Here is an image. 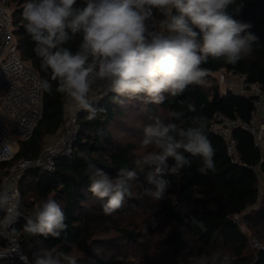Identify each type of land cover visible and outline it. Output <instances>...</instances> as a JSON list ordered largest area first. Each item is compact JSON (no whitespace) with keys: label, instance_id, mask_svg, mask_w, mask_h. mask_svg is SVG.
Returning a JSON list of instances; mask_svg holds the SVG:
<instances>
[{"label":"clouds","instance_id":"obj_1","mask_svg":"<svg viewBox=\"0 0 264 264\" xmlns=\"http://www.w3.org/2000/svg\"><path fill=\"white\" fill-rule=\"evenodd\" d=\"M242 8L237 0H26L22 26L45 74L36 77L38 89L67 97L91 121L106 114V109L94 105L110 94L116 103L126 97L161 105L169 97L182 96L190 86H203L209 74L203 65L210 58L232 65L246 58L257 37L249 31L251 24L236 20L230 12L239 14ZM77 36L80 42L73 50L67 45ZM187 108L196 111L194 103ZM183 116L170 110L168 119L155 116L144 126L140 145L145 151L133 160L135 168H121L112 177L89 163L94 170L87 191L104 201L105 215L122 208L137 188L161 201L171 187L169 177L190 169L193 157L200 158L199 174L215 171V149L206 134L205 118L194 117L192 126L185 128L180 123ZM80 156L88 160L85 152ZM137 170L144 173L143 181ZM21 207L19 192L0 182V234H6L15 251L20 248L14 225L21 218ZM24 219L23 232L33 236L60 239L68 229L55 198L41 200ZM188 219L206 230L202 220ZM21 259L29 264L27 257ZM77 259L52 246L42 249L30 264H77ZM189 261L233 264L232 256L220 250Z\"/></svg>","mask_w":264,"mask_h":264},{"label":"trees","instance_id":"obj_2","mask_svg":"<svg viewBox=\"0 0 264 264\" xmlns=\"http://www.w3.org/2000/svg\"><path fill=\"white\" fill-rule=\"evenodd\" d=\"M9 3L13 5L21 57L43 77L45 74L40 70V61L33 52L34 43L22 26V11L26 0H9ZM237 3L243 4L240 13L236 14L232 9L230 12L236 20L251 24L249 31L257 37L250 55L234 65L226 64L222 59L210 58L203 65L209 70L203 86H190L182 96L169 97L161 105L144 104L140 100H129L126 97L119 98L123 103H116L111 94L99 99L94 107H103L106 114L100 113L97 119L90 121L87 113L79 110V128L72 151L57 157L55 170L47 172L32 168L20 178L21 218L14 227L29 264L42 249L52 246L71 254L80 253L75 256L78 257L77 264H119L114 256L104 259L95 254V237L97 232L108 225L106 228H114L119 235L135 242L142 232L121 228L118 218L128 213L132 207L139 206L140 201L134 190V196L126 198L122 208L111 215H105L102 211L104 201L87 191L88 176L94 170L89 169L88 165L90 163L96 168H102L112 177L121 168H135L132 162L137 157V144L116 138L114 130L136 138L143 131L134 123L144 121L146 125L155 116L168 119L170 110L184 114L180 123L185 128L192 126L194 117L205 118L206 134L215 149V171H209L207 175L199 174L197 167L201 163L200 158L193 157L190 169L186 167L182 169V175L169 177L172 184L164 199L157 202L142 196L145 203H153L150 210L155 216L154 223H162L167 228L164 243L170 255L160 263L190 264L187 250L189 242L195 247V254L201 255L211 253V247L221 241L233 249V264H264V245L259 241L263 248H253L248 235L234 219L235 215L254 207L250 214L245 215L244 223L247 228L261 232L264 230V183L261 189L259 176L254 170L258 167L264 179V163L259 162L260 154L254 146L252 136L242 128L234 133L241 157L239 164L230 160L224 141L210 131L211 120L217 112L233 120L248 122L252 111L249 97L236 94L230 89L226 93L220 90L215 73L225 70L244 77L248 82L259 83L264 90V0H237ZM79 42L80 37L77 36L67 46L75 50ZM65 101V96L55 90L51 95L43 92V115L33 138L20 142V149L14 160L0 163V170L19 159H35L41 154L46 138L58 134L66 123ZM189 103L195 104V112L188 110ZM81 152L87 154V161L80 156ZM137 171L139 179L143 181L144 173ZM2 179L3 176L0 175V182ZM45 198H55L67 217L68 229L60 239L23 232L24 218L30 216ZM185 209L187 211H183ZM189 216L202 220L206 230L190 224ZM3 245L4 242L0 239V248ZM248 247L254 254H246ZM0 264L25 262L18 258H4L0 259Z\"/></svg>","mask_w":264,"mask_h":264},{"label":"built area","instance_id":"obj_3","mask_svg":"<svg viewBox=\"0 0 264 264\" xmlns=\"http://www.w3.org/2000/svg\"><path fill=\"white\" fill-rule=\"evenodd\" d=\"M17 27L14 23L13 10L9 0H0V163H10L20 149V142L33 138L35 130L43 115V92L37 87L36 77H40L30 63L22 59L16 36ZM225 75L218 78L223 83ZM243 95L252 101L251 117L248 122L233 120L220 112L215 113L210 123V131L220 137L225 144L227 156L233 163H241L238 151V140L235 130L242 128L252 138L255 148L259 151L260 164L264 163V90L259 83L248 82L242 77ZM228 89L222 90L226 93ZM66 124L64 136L59 141L47 146L35 159H19L11 166L0 170L2 182H7L14 192H19V180L26 171L32 168L53 172L56 159L60 154H70L75 134L79 128L77 115L79 109L70 105L65 97ZM256 170L260 181H264L259 168ZM21 212V209H20ZM2 215V213H0ZM15 226V225H14ZM4 242L0 248V259L25 256L19 237L14 239L20 248L15 251L14 245L0 234ZM253 248L261 249L262 244L257 238L250 239Z\"/></svg>","mask_w":264,"mask_h":264},{"label":"rangeland","instance_id":"obj_4","mask_svg":"<svg viewBox=\"0 0 264 264\" xmlns=\"http://www.w3.org/2000/svg\"><path fill=\"white\" fill-rule=\"evenodd\" d=\"M223 74L225 75L224 82L219 84L221 91L229 88L226 80L227 74ZM70 105L74 106L73 103ZM150 123H152V121ZM134 124L139 126V128H141L143 131L145 126L144 121H137ZM64 133L65 130L62 129L58 134L48 136L45 141L44 149L63 138ZM114 134L116 138H119L120 140L122 139L121 141L123 142H135L137 144V156L141 155L145 151L140 145L143 132L141 136L136 138L121 133L117 130H114ZM263 183L264 182L261 180V189L263 188ZM135 192L137 194L136 196L139 198L138 200L140 201V205L132 207L128 213L118 218V222L121 228H125L134 232H142V235L138 237L135 242H132L122 235H119L114 228H106L108 226L107 225L102 230L97 232L95 237L97 241L93 245V250L96 255L104 259L114 256L119 264H161L160 262L170 255L169 251L167 250V246L164 243V236L166 234L167 228L162 223H154L155 216L150 210V206H152L153 203H145L144 199L142 198L144 195L142 194V191L138 190V188L135 189ZM253 208L254 207H251L243 213L235 215L234 219L239 224L243 232L248 235L249 240L252 238H257L264 245V230L261 232L256 229L247 228L246 224L244 223L245 215L250 214ZM187 250L189 253L188 257L198 256V254H195V247L191 242L187 244ZM216 250L226 252L230 254L232 258L235 257L233 249L223 244L221 241H219L218 244L213 245L210 249L211 252ZM246 254L250 256L254 254V251L248 247ZM72 255L77 256L80 255V253L73 252Z\"/></svg>","mask_w":264,"mask_h":264},{"label":"crops","instance_id":"obj_5","mask_svg":"<svg viewBox=\"0 0 264 264\" xmlns=\"http://www.w3.org/2000/svg\"><path fill=\"white\" fill-rule=\"evenodd\" d=\"M226 73L227 74V84H228V89L234 91L236 94L243 95L242 89H241V84H242V77L239 75H235L233 73H228L225 70H221L217 73H215V77L218 79L219 75ZM219 74V75H218Z\"/></svg>","mask_w":264,"mask_h":264}]
</instances>
